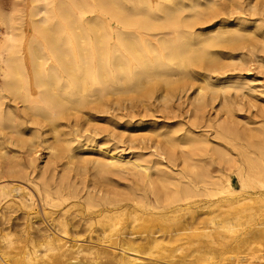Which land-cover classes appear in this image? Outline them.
<instances>
[{"label":"bare ground","instance_id":"bare-ground-1","mask_svg":"<svg viewBox=\"0 0 264 264\" xmlns=\"http://www.w3.org/2000/svg\"><path fill=\"white\" fill-rule=\"evenodd\" d=\"M26 11V15H17L13 12L4 17L0 12V25H3L5 30L0 37V219L2 223L0 225H2V234L4 230H9L3 235L7 243L5 242L6 245L0 248V253H5V249L11 247L12 243L18 242H14L16 238H13L15 236L11 232L14 225L12 216L9 215V217L6 213L12 210V203H18L21 206L20 209L31 210L39 206L43 214H46L47 207L61 208L63 212L57 218L63 221L66 210L77 202L82 205L80 201L84 200L89 206L92 205L97 209L94 212L98 219L96 221L104 223L107 219L113 217L116 219L119 214L127 210V207H135L143 202L140 194L135 192L128 195L124 191L126 187L124 190L120 189L121 185L116 183L118 181L113 182L115 175L119 178L118 175L123 176L128 173L137 178L139 187L147 186L148 192L155 199L154 204L157 208H164V205H172L176 202H184L185 205L191 197H199L197 195H204V193L215 195L214 191L235 194L239 191L234 187L231 176L228 175L230 172L237 176L240 191L250 188L264 189V106L260 108L262 119L259 121V126L244 127L245 129L241 127L240 129L243 130H240L238 126L240 119L235 118L226 95L230 90H234L237 93L235 96H238L239 91L264 96V91L257 88V85L253 83L254 80L243 79L237 75H232L231 81L227 84L221 83V86H215L216 83L213 85L209 82L210 73H216L217 70L220 71L219 69L228 70L232 67L231 70L236 71L240 67L250 71L253 63L264 66V0H255L248 5H244L241 0H27ZM247 13L256 17L255 24L252 26L245 17ZM28 33L32 35L28 37ZM196 75L202 76V85H199L196 94L198 96L189 102L192 105V111L187 118L192 120V125L198 128L212 126L215 133L213 138L221 139L227 146L216 145V140L214 141L211 135L205 133L207 131L197 134L183 127L171 128L157 135L158 138L161 136L160 138L163 139L158 140L153 144L154 146L139 147V144L137 148L139 152H136L132 158L126 159L124 152L117 151V147L115 148L117 150L108 152L107 158L103 156L101 158L103 160L96 158V171L90 184L79 183L71 174L74 165L81 161L76 150H87L95 141V136L99 134L91 132L82 125V115H88L87 121L85 118L83 124L91 123L94 119L91 117L92 111L107 114L115 105H120L126 99L131 100L130 102L132 99H139L147 107L150 105L148 101L154 98L163 99L169 103L177 92L181 93L180 89L189 88L197 80ZM206 89H210L213 99L220 92L223 93L221 104H219L224 113H220L221 116L218 118H207L208 116L205 115L209 106ZM248 93L245 96H249ZM211 98H209L210 101ZM160 101L164 105V101ZM251 105L253 108L254 102ZM259 107L258 105L257 108ZM143 109L146 108L143 107L141 110L146 116ZM248 112L250 113L251 110ZM98 122L96 125L99 127ZM250 123L257 124L256 121H247L246 125ZM27 125L31 126L30 143L23 138ZM180 131L182 132L178 134ZM114 133L116 135L117 132ZM81 138L85 143L82 144L79 141ZM111 138L107 137L104 140L108 143ZM118 140L121 139H116ZM15 141L16 145L26 147L23 152L11 148ZM21 147L20 150H23L24 148L21 149ZM40 149L47 152L43 164L38 162ZM208 149L212 150L217 158V167L214 172L209 167L216 161L212 159ZM236 153L239 157L241 156L244 166ZM207 156L209 160L206 159ZM89 163H87L88 168L91 164ZM87 166L85 171L88 169ZM77 167L79 166L75 169L80 170ZM225 171L230 172L225 173ZM128 177L121 178L126 181ZM97 182L101 186H98ZM110 184L112 189H109ZM150 202L147 204L150 205ZM68 205L69 207L66 208ZM181 207L180 205L175 208ZM172 212L170 211L171 214ZM191 212L190 214H193V211ZM21 215L24 214L21 213ZM175 216L179 218L180 215ZM23 218L21 217V221ZM178 218L177 220L180 219ZM122 219L124 220L123 217ZM191 219L193 220L194 217ZM240 219L241 215L235 213L233 216L225 217L224 221H221V226L231 232L236 231L235 227L240 225ZM177 220L175 224L178 223ZM183 220H186L185 217ZM189 222L187 223L190 224L189 226L177 224L175 227H169L164 223L158 231L154 228H146L148 230L144 234L147 233V236L151 235L155 238L156 233L163 231L175 235L174 240H176L181 236L176 237L181 231L199 229L194 227L196 224L194 221ZM121 223H119L120 226ZM33 224L36 226L34 221ZM62 225L61 227L64 228ZM116 225L111 224L109 227L113 231ZM93 230L94 233L95 230ZM106 230L100 231L103 233L101 234L106 235ZM194 230L191 231L193 238L195 235L198 236L197 238L201 235V239L204 237L209 238L211 242L215 241L212 229L210 231L205 229L201 233ZM50 234L43 231L36 237V234L33 235L23 229L18 240L20 243L24 239L28 245L22 248L19 246L16 252L26 255L30 262L44 260V257L50 261L52 258L66 255L60 243L63 241L62 235L51 237L52 234ZM130 234L133 235L134 232ZM215 234L218 237L221 236L219 231ZM39 237L40 240H50L45 245L46 249L42 250V255L37 254V245H35V238ZM128 242L126 252H136L137 249L133 246L132 240ZM155 242H157L156 239ZM246 243L247 241L242 244ZM251 248H253L252 254L263 248L262 239L257 240L255 246H250L249 249ZM49 251L58 253L48 256ZM127 253L120 258L121 264L135 258L134 255L131 257ZM31 254L34 258L30 256ZM232 260L236 262L235 258Z\"/></svg>","mask_w":264,"mask_h":264},{"label":"rangeland","instance_id":"rangeland-1","mask_svg":"<svg viewBox=\"0 0 264 264\" xmlns=\"http://www.w3.org/2000/svg\"><path fill=\"white\" fill-rule=\"evenodd\" d=\"M254 1L255 0H241V2H243L244 5H248L249 3H252ZM26 7H27V0H0V12H1V15L3 17L13 14V12H16L17 15H26V12H27ZM245 17H247V19L250 21L249 22L250 26L255 24V20H256L255 16L250 15V13H247ZM263 29H264V27H263ZM4 32H5L4 26L0 25V37L3 35ZM31 35H30V33H28V37H30ZM250 68H252L250 71H247L246 68L241 69L240 67L237 68L236 71L231 70L232 67H229L228 70L219 69L220 71L217 70L216 73H214V72L210 73L209 82L212 83L213 85L216 83L215 86H218V85L221 86V83H223V84L229 83L231 81L230 77L232 75H237L240 78L242 77L243 79L248 78L250 80H254L253 83L255 85H257V88L264 91V86H262V85H264V66H258V64L256 65L255 63H253ZM196 77H197V80L194 81V83H192V85L190 84L191 86L189 88L187 87L188 89L185 87L187 90L185 88H182V89H180L181 93L178 90L179 92L176 93L177 95L175 94V96L172 98V100L169 101V103L164 101L163 99H160V100L164 101V103H163L164 105L166 104L165 109H164V105H162V102L158 98H157L158 100L156 98L149 100L148 105L149 104L150 105L148 107H147V105L142 104V102L139 101V99H137V100L135 99L138 102H136L135 100L132 99V102L133 103L135 102L137 104H135V103L133 104L132 102H130L131 100L126 99L123 101L125 103L122 102L120 105H115L113 110L110 109L111 111L110 110L108 111L110 113L107 112V114L106 113H99L98 114L97 112L92 111L91 113L93 116H91V117H93L94 119H93V121H91V123L87 122L89 124H87V123L83 124L85 122L84 121L85 118L87 121L88 115H82L83 116L82 117V125H85V128L87 127L91 132H93V133L98 132L100 135L98 134L95 136V141L92 142V145L89 148H87V150H84V151L81 149L76 150V153L78 154V157L80 158L81 161L79 163H77L78 165L77 164H75V165L79 166L77 168L80 170H76L75 169L76 166L74 165V170L72 169L71 174H73L76 177V180L79 183L82 184L83 182H86V184H90L92 182L91 179L93 177V174L96 171V167H95L96 158L97 159H101L103 157L107 158L109 155L108 152L109 151L113 152V150L116 147L118 150L117 149H115V150L124 152V156L126 159L132 158L135 156L136 152H139V150L137 149L139 144H140L139 147L147 146V145L148 146L153 145V144L157 143L158 140L163 139V138H160L161 136H159V138H158L157 135H161V132H164V131L169 130L171 128L179 129V127H183L184 129H190L197 134H200L201 131L202 132L207 131L205 133H208L213 138L215 133L213 130L214 128L212 126H203V128L202 127L198 128L195 125H192V120H189V118H187L188 116H190V113L192 111V105L189 102H191L192 99L194 100V98H196L198 96L196 94L198 93L199 85L200 84L202 85V81H201L202 76L196 75ZM0 82H1V79H0ZM196 82H197V84H196ZM204 85L206 86V82H204ZM184 89H185V91H184ZM188 90H190V91H188ZM209 91H210V89L205 90V92L207 93V94L206 93L205 94L207 95L208 102H209V106L207 107V109L205 111V115H206V117L208 116L207 118H209V117L210 118H214V117L218 118L221 116L220 113H222V114L224 113V111L220 108L221 100L223 98V95H222L223 93L220 92L217 95L218 97L214 96V99H213V96H211L212 92L211 91L209 92ZM242 92L243 91L238 92L239 97L235 96L237 93L234 90H232V91L230 90V92L226 94L227 95V101H229V104L231 105V108L233 110V114H234L235 118L238 120L240 119L239 120L240 125H238L239 129L241 127H243V129H245L244 127L250 128V127H254V126H259V124H260L259 121H261V119H262V116H261L262 111L260 110V108L262 106H264V96H263V94H262V96H263L262 97L256 93L250 94L248 92H246V93L245 92L242 93ZM247 93L249 96H247V95L245 96V94H247ZM242 94H244V96ZM209 98H211L212 100L210 101ZM234 98H236V99H234ZM245 99H247V100H245ZM249 99H250V101H248ZM215 100H217V101H215ZM237 100L238 101L242 100V101L237 103L238 102ZM256 100H258V101H256ZM159 101H160V103H159ZM251 101L254 102V105L256 107H254V105H253V108H252V105H251L252 102ZM247 103H249L248 106H247ZM132 105H134V106H132ZM135 105L136 106L139 105L140 107L137 106L136 108H133V107H135ZM258 105L260 106L259 108H257ZM143 107L146 108V109H143V110H145L146 116L144 115V112L141 111ZM256 108L259 110V112H258L259 115L257 113ZM245 109H247V110H245ZM250 110L252 113L253 112L254 113L253 114L251 112L249 113L248 111H250ZM218 111H221V112H218ZM130 114L132 115V117ZM250 114H252L253 118ZM142 115H144L145 117ZM249 116H251L250 117L251 119L249 118ZM119 117L121 118V120ZM246 117H248V118H246ZM98 120H99V122H98ZM96 121L101 124V125L98 124L99 127L96 125L97 124ZM247 121H250V122L256 121L257 124L255 125L253 123H250L249 125H246ZM94 122H96V124H94ZM109 123H111V124H109ZM104 124H106L107 127ZM108 125H110V126H108ZM91 126H93V127H91ZM100 126H102V127H100ZM161 127H163V128H161ZM103 128H105V130H102ZM25 129H26L24 132L25 135L23 136V138H25L24 139L25 141L27 139L28 143H30V140L32 139L31 126L27 125V127ZM95 129H98L99 131H96ZM196 129H198V130H196ZM243 129H240V130H243ZM100 130H101V132H100ZM114 132H117L116 135H114L115 134ZM181 132L182 131L178 132V134ZM105 134L106 135L108 134V135L105 136ZM117 134L118 135L120 134V135L118 136ZM154 135H155V137H154ZM111 136H112V138H111ZM102 137H104V138H102ZM107 137L111 138V140H110L111 143H110V141L108 143L105 142V140H106L105 138H107ZM81 139L79 141H81L82 144L85 143V141L83 139H82L83 140L82 141ZM116 139H121V140L116 141ZM213 139H214V141L216 140L215 144L218 146L224 147L226 145V143L224 141H222L221 139L218 140V138H215V137ZM101 143H103V145ZM104 144H105V146H104ZM20 147H21V145H16V141H15L14 146H12L11 148H13L14 150L22 151V152L26 148L23 146V147H21V149H23V148L24 149L20 150ZM105 147H107V149ZM211 147H214V146H211ZM41 150L42 149L39 150L40 152L38 151V157H39L38 162H39V164L40 163L43 164V162H45L46 157H47V152L44 150L43 151H41ZM81 153H83V154H81ZM208 153H210L212 159L214 158V160L216 161V163L210 165V167H209V169L211 168L210 170L214 172L216 167H217V160H216L217 158L213 154L212 150H209ZM80 155L82 157H80ZM126 155H128V156H126ZM236 155H237V153H236ZM239 158H240L239 159L240 163L244 166V162L241 159V156ZM84 159H85V161H84ZM206 159L209 160L210 158L207 156ZM101 160H103V159H101ZM82 161H84V162H82ZM87 163H89L91 165V166L89 165V168L87 166ZM86 166L89 169V171H88V169L86 168L87 171L89 172L88 174H87V171H85ZM91 167H92V169H91ZM82 169H84V170H82ZM79 172L80 173L82 172V174H80ZM227 172H230V171H225V173H227ZM83 173L84 174L86 173L85 174L86 177L84 176ZM87 175H88V177H87ZM128 175H129V177H128ZM228 175L231 176L234 187L236 189H238L237 191H239V192H236L235 194H228V192L222 193V192L214 191L215 195H209V194L204 193V195H202V194L197 195L199 197L194 196L193 198L191 197L190 199H188L185 202L186 206L183 204L184 202H176L172 205H168V204H167L168 206L164 205V208H159V207L157 208L155 206V204H154L155 199H154L153 195L148 192L147 186H143V185L140 187L138 186V183H137L138 179L137 178L131 176V174H128V173L126 175H123V176L118 175L119 178L115 177L116 176L115 175V176H113V182L118 181L116 183H118L122 186L121 187L119 185L120 189L123 188V190H124L126 187V189L124 191H126L128 193V195L133 194L135 192L137 194H140L139 196L143 197V202H141L140 204H138L135 207H130V206L127 207V210H124V212L119 214L118 217H116V219H115V217H113L109 220L107 219V221L105 220L104 223H103V221L102 222L96 221L98 219H97V215H95L96 213H94V212L97 209L93 208L92 205L89 206L87 204V202L84 200L80 201V204L82 203V205H79L77 202V204L74 206L72 205L69 207V205H68L66 207V208L69 207L68 208L69 210H66L67 213L63 218L64 222L61 220V218H59V219L57 218V217H60V213L63 212L61 210V208L47 207L48 209L46 208L47 209L46 214H43L42 208L39 206L38 207L36 206L34 209H31V210L30 209H20L21 206L18 203H12L11 204L12 210H10L11 212L6 211V213L8 216L9 215L12 216V223L14 225L11 228V232L15 236L13 238H16L15 240L13 238L12 239L14 240V242H16V241H18V242H16V244L12 243L11 247L7 248V249L11 248V250L9 249L11 253L9 252V250L7 251V249H5L6 250L5 253L9 252L8 254L0 253V264H1V262H2V264H7V263L8 264H35V263L36 264H43V263H45V264H48V263L63 264L64 262H65L64 264H74V263L75 264H77V263L78 264H86V263L91 264L92 262H93V264L94 263L95 264H110V263L111 264H121L122 262L120 261V258L122 256H124L125 253H127L126 252L127 251L126 248L128 245L127 243H129L128 241L130 239L132 240L133 246L136 247L135 249H137V250H136V252L134 251V252L127 253L131 257L134 255L135 258H131L130 261H126L124 264H264V209H263L264 208V189H257V188L252 189V188H250L247 190L240 191V185H239V181L237 180L238 179L237 176L234 173L232 174L231 172L228 173ZM121 177H124V178L128 177L129 180H128V178H127V180L125 179L127 181V183H126V181L122 180L124 178H121ZM85 178H88V179H85ZM119 179H121V180H119ZM133 179L136 182L135 184H134ZM131 181H133V182L131 183ZM96 184L98 186H101V185H99V182H97ZM136 184L138 187L136 186ZM111 187H112V184H110L109 189H112ZM136 187H137V189H136ZM252 190H253V192H251ZM147 192H148V194H147ZM141 194H142V196H141ZM194 199H195V201H194ZM188 201H190L189 203L192 205H190L188 203ZM149 202L151 203L150 205L147 204ZM177 203L178 204L180 203V204L178 205ZM163 204H165V202ZM196 204H197V206H196ZM180 205L182 206L181 207L182 209L181 208L180 209L175 208V207H178ZM86 206H88L89 208ZM145 206H146V208H145ZM166 207H168V208H166ZM28 210H29V213L31 215L28 213ZM169 210L171 212L174 210L175 211H174V213L172 212V214H171ZM260 210H261V212H260ZM69 211H70V213H69ZM125 211H127V212L125 213ZM191 211H193V214H190V213H192ZM21 213L24 214L25 216L21 215ZM195 213H197V214H195ZM235 213H238L241 215V219L239 220L240 225H236V227H235L236 231L231 232L227 228H223L221 226V221H224L225 217H227V216L235 215ZM122 214H124V216ZM17 215L18 216L20 215L22 218L24 216L22 221H21L20 216L18 218L16 217ZM171 215H172V217H171ZM175 215H177V216L180 215L179 216L180 219L178 217H176ZM174 216H175V218H174ZM191 216L194 217L193 220L191 219L192 218ZM122 217L124 218V220L122 219ZM134 217H136V218H134ZM184 217L186 220H183ZM42 218H44V220ZM92 218H94V219H92ZM177 218L180 221L177 220ZM121 219L124 221V223H123V221H121ZM195 219L196 220L198 219V221L199 220L200 221L198 222ZM57 220H58V222H57L58 224L56 223ZM59 220H61V222ZM94 220H95V222H94ZM110 220H111V222H110ZM116 220H117V222H115ZM170 220H172V221H170ZM175 220H177L176 222H178L177 223L178 225L181 224V225H186V226L190 225V224H187V223H190L189 221H194V223H196V224H194V227H196V229L197 228H199V229L197 231L194 230L195 228L192 230L190 229L192 232L194 230L195 232L199 231L198 233H201L205 229H206L205 231H210L212 229L211 231L214 232L213 234L215 236V241H214L215 243L211 242V240L209 241L208 240L209 238L203 237L204 240L201 239L202 238L201 235H200L201 238L199 237L200 239L197 238L198 236L196 237V235H195V238H193L194 236L191 235V231H189V229L186 230L187 232L181 231V233L179 235H176V237L181 235L180 236L181 238L180 237L176 238V240L178 239L177 241L174 240L175 235L169 234V233H164L163 231H159L158 233H156L155 238L151 235L147 236V233L144 234L145 231H147L149 228H154L158 231L160 229V227L164 225V223L169 227H175V226H177V224H175ZM33 221H34V223H36V226L38 225L39 228L36 227L35 224H33ZM183 221H185V222H183ZM77 222H78V224H76ZM85 222H87V223H85ZM89 222H91V224ZM121 222L123 223V225ZM60 223L64 225V228L61 227ZM115 223H117L119 226L116 225ZM119 223H121V226ZM198 223L200 225H198ZM0 224H2L1 219H0ZM93 224L95 226H93ZM106 224H107V226H106ZM111 224L116 225V227H117V228L114 227V230H113L114 232L112 231V228L110 229V227H109V225H111ZM151 224H153V225H151ZM52 225H53V228H52ZM89 225H91V227ZM57 226H58V229H57ZM92 226H93V228H92ZM122 226H123V228H122ZM206 226H208V227H206ZM1 227H2V225H0V235H2L1 236L2 239L0 237V248H2L4 245H6V244H4L6 242V240L3 239L4 238L3 235L9 231V230H4V233L2 234L3 230L1 229ZM50 227H51V229H50ZM37 228H38V230H37ZM46 228H48V230H50V232ZM73 228H75V229H73ZM146 228H148V229H146ZM214 228H219V229H214ZM23 229H26L27 231H29L33 235L36 234V237H37V234H42L43 231H45V233H49V234L51 233L52 234V235L50 234L51 237L52 236L61 237V235H62L61 238L63 241L60 243L63 245V249H64L66 255L61 256V257L52 258L50 261L48 258L44 257L45 258L44 260L38 259V260H35L34 262L33 261L30 262L29 258H27L26 255L23 256V253L22 254L20 253L22 256L21 257L20 254H18V252H16L18 250V247L21 246V248H22L25 245H28V244H26V241H24V239H22L20 241V243L18 240L19 239L18 236L21 234V232H23ZM79 229H80V231H79ZM51 230H53V231H51ZM92 230L94 231V233L92 232ZM104 230L107 231V233H108V234L106 233L107 236L105 235V233H104V235H102L103 234L102 232ZM54 231H55V233H54ZM72 231H74L73 234H72ZM82 231L85 233L87 232V234L83 233ZM100 231H102V232H100ZM217 231H219L221 233V236L218 237L215 234ZM226 231H227V233H226ZM64 232L65 233L67 232V233L65 234ZM130 232H134V234L131 235ZM111 234H112V236H111ZM161 234H163V235L165 234V236H163ZM72 235H73V237H72ZM77 235L78 236L82 235V236L79 237L80 238L79 239ZM245 235H248V236H245ZM67 237H69V238H67ZM216 238H218V239H216ZM133 239L135 240L134 243H133V241H134ZM155 239L157 242H155ZM259 239H262L263 248L259 249L258 252H255L256 255H255V253L252 254L253 251H251V250L253 248H251V249H249V248H250V246L254 247L256 241ZM72 240H73V242H72ZM48 241H50V240H40V237L35 238V245H37V250H38L37 254H39V255L43 254L42 250L46 249L45 245L48 244ZM246 241H247L246 244H242V243H245ZM39 243L40 244L42 243V244L40 245ZM43 243H44V245H43ZM241 244H242V247H240ZM93 246L95 247V249ZM245 246H249V247L246 248ZM123 248L125 250H123ZM244 248H246L248 251ZM214 249L215 250L217 249V251H214ZM84 252H86V253H84ZM54 253L55 252L51 253V251H49L48 256H52ZM56 253H58V252H56ZM67 254L69 257L67 256ZM78 255H79V257H78ZM30 256L32 258H34L33 254H31ZM219 257H222L223 259L222 258L219 259ZM233 257L236 259V262H234V260H232V259H234ZM15 258H17V260ZM61 259H63V260H61ZM69 259L73 260V261H70ZM88 259H90V260H88ZM216 259H218V260H216ZM247 259H248V261H247ZM66 260L68 263L66 262ZM20 261H21V263H20ZM86 261H88V262H86ZM118 261H119V263H118ZM41 262H43V263H41Z\"/></svg>","mask_w":264,"mask_h":264}]
</instances>
